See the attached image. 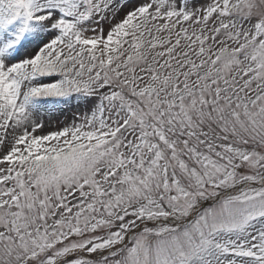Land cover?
Returning a JSON list of instances; mask_svg holds the SVG:
<instances>
[{
  "label": "snow or ice",
  "instance_id": "1",
  "mask_svg": "<svg viewBox=\"0 0 264 264\" xmlns=\"http://www.w3.org/2000/svg\"><path fill=\"white\" fill-rule=\"evenodd\" d=\"M0 264H264V0H0Z\"/></svg>",
  "mask_w": 264,
  "mask_h": 264
}]
</instances>
